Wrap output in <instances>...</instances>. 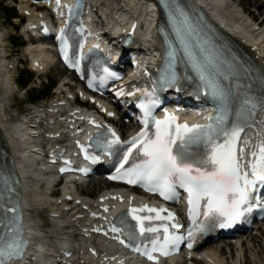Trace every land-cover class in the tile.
Masks as SVG:
<instances>
[{
    "label": "snow or ice",
    "instance_id": "6c2138e0",
    "mask_svg": "<svg viewBox=\"0 0 264 264\" xmlns=\"http://www.w3.org/2000/svg\"><path fill=\"white\" fill-rule=\"evenodd\" d=\"M57 4L59 5V0ZM177 11L186 26L183 31L189 35L194 34L195 27L190 18L183 11ZM177 35L181 39L184 38L181 32ZM61 40L66 43L63 36ZM184 51L193 59V67L209 93L225 101L231 90L225 89L211 76L208 66L196 58L195 52L187 47ZM70 66H74V63ZM257 110L264 111V99L257 102L251 96L243 94L236 121L231 125L228 123V111L225 109L211 117L207 125L189 126L177 123V117L168 114L163 120L155 119L151 115V109L145 108V119L141 121L144 128L132 138L121 156L116 169L118 175L110 178H126L125 182L139 184L148 191L158 192L165 200L176 199V188H182L188 193L189 216L198 230L203 231L213 225L221 228L230 226L245 214L246 206L257 185H264V141L257 145L258 151L251 152L254 158L248 164L251 179L249 172L243 170L245 147L248 142H244L245 147H238L246 122ZM112 136L115 139L109 142V146L119 144V137L115 132H112ZM125 165L128 167L125 168ZM201 201H204L207 209L203 212L199 211ZM136 212L147 214L132 215V219L136 221L135 226L128 225L124 218H118L127 237V242L121 239L120 243L126 247L131 246L134 250L141 251L138 242L142 238L148 240L152 247L150 250L145 247L143 254L149 260H154L153 252L168 255V246H176L183 239L182 236L169 231L170 228L176 229L181 225L168 222L175 220V214L168 209L145 205L140 209H130L128 214ZM199 216L203 217V221H197ZM154 220L160 223L153 224ZM0 227L8 228L13 234L11 242H5L3 237H0V264H8V261L21 256L26 242L19 237L18 225L13 230L5 221L0 220ZM122 228L113 224L111 231L120 232ZM146 233L153 235L149 237ZM193 236L194 232L190 230L188 237ZM188 247L191 248L192 244L189 243Z\"/></svg>",
    "mask_w": 264,
    "mask_h": 264
},
{
    "label": "bare ground",
    "instance_id": "6f19581e",
    "mask_svg": "<svg viewBox=\"0 0 264 264\" xmlns=\"http://www.w3.org/2000/svg\"><path fill=\"white\" fill-rule=\"evenodd\" d=\"M119 1L124 4L125 9L127 11L136 10L137 12L140 9L143 10L144 13L145 12L147 13L146 22L151 25L154 24L153 21L155 17V12L153 11L152 6H148L149 5L148 3L147 4L144 2L142 3L139 0H119ZM200 1H202V3H204L207 9L212 14L216 15L219 18L220 22L224 24L228 28L229 31H231V33L236 38L235 41L237 42V44L241 47H245L244 45L242 46V43L249 44L250 47H252V50L249 47H245V49L253 55L256 61L264 65V40L261 39L262 34H263L261 29H262V24H264V19H262L260 23H257V21H255L256 17L254 16V14L253 16L252 14L250 16L248 13L249 10H247L246 12V9H245V11L240 12V14L243 16L244 19H247L251 23V24L250 23L247 24L245 21L242 20L241 17L239 18L237 17L236 10L223 7L224 0H200ZM252 1H255V0H252ZM260 1H261V4L264 6V0H257L256 3L254 4V7L257 6L258 8ZM70 2L72 1L69 0V3ZM142 4H145L144 8L140 7V5ZM19 9L21 12L25 11L27 13L26 17L28 20V24L24 29V33L27 34L26 31L28 30L31 32H35L32 28L34 26V20H36L37 17L43 16L44 14L36 13L38 11L30 7L29 0L28 2L20 4ZM260 12H261V9L260 11H258V13ZM101 13L102 15L105 16V13L103 10H101ZM113 16H114V19L110 21V26L112 29H116L119 23H125L128 21L129 12L119 13L118 9L116 10L114 9ZM90 17H91V11L89 12V15H88V18ZM138 17L139 18L141 17L137 15V19L140 21ZM146 39L147 40L145 44L147 46H153L154 44L153 32L148 31V33L146 34ZM45 48H46L45 44L38 43V45L36 46L30 45V47L27 48L26 50L28 55L34 62L39 61V65L34 68L38 73L45 71L46 68L50 66L51 63L53 62V56L51 54H48V51ZM8 68H9L8 62L3 57H0V87L5 89L4 90L5 93H10L9 92L10 84H9V79H8L9 72H7ZM62 87L64 88L65 85H63ZM64 104L67 105V107L69 106L67 101H64ZM62 107H63L62 104L60 105L51 104L50 109L54 112L62 111ZM44 112L41 113V116H43L45 119V120H41L42 124L44 125H47V122L53 120L54 118L55 120H57L58 117L60 118L59 112L57 113L55 112L54 114H51V113L47 114L46 113L47 111H44ZM4 114H5V110L3 106L2 108L0 106V136L2 135L1 144L12 152L13 157L16 160V166L22 178L24 190L27 196L25 206L29 207L31 202H32L31 204H33V202H45V201L51 200V197L48 195V191L52 183V175H49L50 172L44 164L42 155L37 152L38 150H41L37 146H39L40 143H43L44 140H41L40 136L34 137L35 135H38L39 132L36 130V128H34L35 124H33V122L29 119H26L25 122L20 123L13 128H6L7 126L4 124L1 118V115L4 116ZM59 121L61 120L59 119ZM75 124L77 123L68 125L71 131L72 129L75 128L74 126ZM115 125L119 126L120 129L126 128L124 124L118 125V123H115ZM60 132L61 130L55 131V133H60ZM40 185L41 186L45 185V191H44L45 193H43V190L41 191ZM91 186L95 188L99 187L100 189H105L107 188L108 185L106 182L98 181V182L92 183ZM64 189L65 191L68 192L67 193L68 195L72 196L74 194V190L72 186L69 187L66 185ZM82 193L87 198L85 197L86 199H79L78 196L73 197L74 202H76L77 204L78 202H80L79 205H76L74 207H71V202L70 203L66 202L65 199L55 201L53 203V206L51 207L53 213H60L61 215H63L61 210L65 208H69L68 211L69 213H71L74 209H78L81 206H90L88 203H86V201L91 203L92 199L90 198L92 197L93 194H95V192H89V193L82 192ZM120 198L122 197H119L118 199ZM75 215H78V214L75 213ZM66 219H68V221H70L72 224H76L79 222V220H70L71 216H67V214L65 218L60 216V217L53 218V221H55L57 225H60L66 222ZM262 225L263 223L261 224V226ZM27 231H28V234L31 240L34 242L33 249L31 250V254L35 256V260L31 262L30 255H27L26 262L28 264H52V261L50 260L47 252L52 251L53 247L48 245L45 242V238L40 237L41 236L40 233L36 231L34 228L29 227ZM257 231H259V229H257ZM251 240H253V238ZM234 242L238 246V249L240 252L242 250L243 243L241 244L238 240H234ZM55 243L58 246L68 245L67 241H64L63 239H60L58 237L55 238ZM226 247L229 248L230 243L226 245ZM101 249H103L104 251H111L112 246L111 244L103 245L101 246ZM203 249H204V252H203L204 260L203 261H205L206 264H220L221 263V262L219 263L218 261L219 259L217 258L218 256L215 254L216 252L215 251L213 252V250L210 249L209 246H207L206 248L204 247ZM222 250L223 248L220 249V251ZM83 258L85 260L84 264H99V260L101 259V256L95 255V256L90 257L89 255L83 252ZM240 259L244 261L243 256L240 255L239 261L235 260L236 262L234 261V264H238V263L240 264ZM195 262L201 263L200 260L198 261L195 260ZM22 263L23 262L19 261L18 263H14V264H22ZM176 263L178 264V262ZM176 263L173 262L172 264H176Z\"/></svg>",
    "mask_w": 264,
    "mask_h": 264
},
{
    "label": "rangeland",
    "instance_id": "374dc122",
    "mask_svg": "<svg viewBox=\"0 0 264 264\" xmlns=\"http://www.w3.org/2000/svg\"><path fill=\"white\" fill-rule=\"evenodd\" d=\"M99 1L102 2V5L107 7L106 12H108L109 15L113 14L114 9L116 10L118 8L124 7L122 3H116L114 2V0ZM256 1L257 0H233L232 3H228V1L224 0L223 2L228 4V6H226L228 7V9H234L237 11L238 18L241 17L243 21L249 24L250 22L247 19H244L240 14V12L245 11V9L246 12L247 10L252 12L251 13L248 11L250 16L251 14L252 16L254 14V16L256 17L255 21L260 23V21L264 19V6L260 1L258 8L257 6L254 7ZM11 3L12 2L9 0H0V57H6V61L8 62L9 66H13L12 70H10V68L7 69V72H9L8 79L10 84V93L12 94L11 97L6 99V96L10 95V93H5V89L0 87V106L1 108L3 106L5 110V114L4 116L1 115V118L4 124L7 126L6 128H13L17 126L14 125V123L19 121L20 119H23L24 115L22 113L26 114L28 105L39 104L42 106L44 104L45 98L42 100L40 95L43 87H46L50 84H55L56 86L51 92V97L49 99L56 100V98L62 99L64 97L63 94L59 95L60 91H67L68 89L72 91L73 87L76 85V83L68 75L61 73L56 65L39 78H37V72L28 70L29 66L27 59L30 58V56L28 55L26 50L30 47L31 44L35 45L36 43L33 42L29 44V42H32V39L28 34H25L23 32V28H21L23 24L28 22L27 17H21L16 9H14V11L10 9L9 7H12ZM5 6H7L10 12H13V14L11 15L13 16L12 18H8L3 14L2 8ZM260 9L261 12L258 13ZM261 31L263 33L261 39L264 40V24H262ZM15 42H22L24 44V47H16L14 45ZM26 79L28 81V86L23 89L18 85V81H23ZM65 82H68L71 87L67 85L63 88L62 85ZM26 104L28 105L26 106ZM9 106L12 107L11 110H8ZM42 190L43 193H45V188L42 187L41 191ZM46 202L47 201L33 202V204H31L33 206L31 216L34 219V222H38V219L42 220L43 224L46 225L44 227L45 242L56 247L57 244L55 243V235L53 234V226L55 224V221L53 222L52 220L50 221V219H46L48 217V214H46L42 210V207L47 205ZM250 234L241 238V240L244 241L242 250L240 252L238 246H231L227 248L226 243L222 241L209 243L207 245L210 247V249L213 250V252H216L215 254L218 256L217 258L219 259V263L221 262L220 264H234L235 260L239 261L240 255L243 256L244 259V261L240 259V264H264V225H262V228L258 232L253 231ZM252 238L253 240H251ZM222 248L223 250L220 251V249ZM186 264L206 263L204 261H201V263L191 261L190 263L187 262Z\"/></svg>",
    "mask_w": 264,
    "mask_h": 264
},
{
    "label": "trees",
    "instance_id": "16d2710c",
    "mask_svg": "<svg viewBox=\"0 0 264 264\" xmlns=\"http://www.w3.org/2000/svg\"><path fill=\"white\" fill-rule=\"evenodd\" d=\"M2 11H3V14L6 17H8V18L12 17L11 15L13 14V12H10L8 8L3 7L2 8ZM14 45L20 46V44H18L17 42H15ZM27 82H28L27 79L26 80H23V81L19 80V85L22 88H25L27 86ZM52 86H53V84L50 85L49 87H47L44 92H41V94H40L41 95V98H45V97H47L49 95V92H50Z\"/></svg>",
    "mask_w": 264,
    "mask_h": 264
}]
</instances>
